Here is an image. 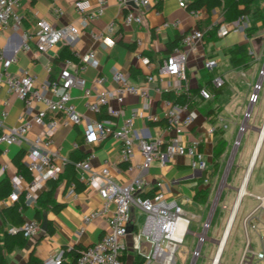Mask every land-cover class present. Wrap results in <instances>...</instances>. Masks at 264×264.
Masks as SVG:
<instances>
[{"label":"crops","instance_id":"crops-1","mask_svg":"<svg viewBox=\"0 0 264 264\" xmlns=\"http://www.w3.org/2000/svg\"><path fill=\"white\" fill-rule=\"evenodd\" d=\"M75 1L76 0H22L19 8V13L24 17L21 26L16 31L9 26L0 34V53L5 54L8 58H14L8 70L13 74H18L21 70L27 69L32 73H36L40 81L51 79L57 77L60 70L65 66V59H58L63 48L68 47L72 56L69 58L73 59H75V51L83 53L93 51L96 54V58L87 66L84 75L95 90L116 88L118 83L113 78V74L116 70L126 73L132 82L148 88L149 95L147 97L127 94L124 99V105L126 112H129L131 109L138 110L139 116L135 121L136 128L140 131L143 130L145 135L149 137L167 135L166 120L162 117L164 101L165 99H171L168 97L167 93L173 92L176 94L188 90L191 95V101L189 102L190 110L195 111L197 116L187 132L183 135V139L185 142H189L192 137L201 139L200 149L203 152L204 159L208 163L209 171L193 168L191 166L192 158L188 155L178 154L166 158L165 161L155 160L150 164L148 170L144 174V194L145 196L153 195L156 191L157 181H163L168 196L174 197L177 202L183 205L190 215H193L190 233L193 237L198 238L197 234L202 231L204 222L210 218L211 212L214 214L218 205V200H215V205L213 206L212 202L210 209H208L207 204L210 200V192L215 183L210 185V181L209 183L204 181L207 173L210 172V177H216L220 170L221 157L219 158L218 170L216 172L214 170L213 148L221 139L227 141L228 148L229 142L226 133L230 127L227 116H234L233 112L239 114L238 110L236 111L230 106V101L228 100V96H230L229 88L224 89L223 85L221 91L215 98L205 99L200 94V87L208 85L207 83L214 75H222L225 78L226 84L229 80L228 74L222 73L216 70V68L223 60L230 62L227 53L229 47L242 43H246L249 51L253 53L256 62H254L251 67L254 66L255 69L253 72L249 73L251 67L243 69L234 68L232 66V71L237 70V75L241 76L249 87H253L252 83L254 82L255 84L259 80V72L264 59V2L261 5L256 4L263 12L261 18L250 17L251 15L247 16V27H252L251 35H249L246 29L242 30L237 27L240 18L229 19L228 16L225 15L222 7H215L211 10L203 8L198 10L199 12L197 15H194L187 7L180 6V0H151L152 3L141 10L144 15L142 24L125 25L123 23V18L127 11V7L120 4L119 0H107L104 12L95 18L86 28H82L78 36L73 39L72 43L62 40L46 51L37 50L35 44L32 42L30 49L26 50L22 48L24 34H34L43 25L56 27L65 26L70 23L80 25L82 16L75 8ZM241 6V4L238 5V7ZM98 7V2L92 0V5L89 10L93 11L98 9ZM177 20H179V23L174 25L173 23ZM165 22H168L169 25H165ZM111 23L115 25V34L107 32V26ZM216 25L218 27H228L229 31L225 35L219 36L217 30L213 31ZM193 28H200L205 31V39L204 42L199 45L197 52L189 54L187 80L182 81V86L177 88L175 84L178 82V79L176 77L160 76L158 74V67L170 52L182 44L184 35ZM102 33L106 36H113L116 43L111 46L105 45L102 40L96 38V35ZM118 33H122V36L117 37L116 35ZM137 39H141L143 42L140 46H138L136 42ZM171 44L173 45L170 47ZM142 56H148L152 64L150 66L146 65L142 60ZM208 58H216L218 61L217 67L213 72H209L204 67V63ZM3 70L4 67L0 65V72ZM150 74L155 75V79L152 81L148 80ZM98 77L105 78L104 83H97L96 79ZM73 95L75 97L77 109L84 114V116L90 119L99 118V113L91 112L85 108L82 92L78 88L73 89ZM215 99L218 100L216 104H211V101ZM171 100L175 102L174 99ZM36 108L44 109L46 106L38 102L36 103ZM3 111H6V115L2 118ZM23 111V101L15 93L9 92L7 86L4 85L0 90V119L3 121V123L0 124V131L4 129V127L21 124L23 122ZM151 114L158 115L159 120H149L148 116ZM53 115V112H49V116ZM57 117L60 118V114H58ZM257 121L258 117L255 119V122ZM83 126L84 122L74 125H60L55 132L52 148L59 149L61 154L68 158L70 157V153L76 149H82L86 151L88 155L93 151L94 156L90 159V167L98 171L109 163L111 177L113 180L123 185L139 174L138 165L143 159L140 153L135 155L132 161L133 166L129 168V164L121 159V142L119 140L107 138L97 143L85 144ZM42 130V125L32 122V126L27 134L28 139H33V137L42 132ZM231 130L232 132L237 130V125H233ZM79 140H82V143H80ZM258 140L257 143H255L248 166L243 174L241 184H236V188H234L237 195L232 210L237 202L240 187L249 172L252 158L255 152H257ZM262 145L263 142L260 145V150ZM30 147L29 141L23 140L19 143L10 145L8 147V152L4 153L0 145V181L5 175L10 176L17 172L16 166L13 163L14 157L21 150H24V162L28 157ZM3 164L8 165V169L5 172L1 171V166ZM254 165L250 169L245 186L246 194L249 195L252 200L243 203L244 194L237 205L235 214V218L240 214L238 223L240 229L234 233L232 240L229 242L233 229L232 220L230 230L224 243L221 245L220 241L224 238L228 224L227 221L221 238L214 240L217 243L214 254L212 255L208 250L203 254V243L200 246L201 256L198 257L195 264H212L216 256H218V264L239 263L245 247L243 242H241L244 228H241L240 223H242L245 214L256 205V203L253 204L255 201L254 199H256L255 195H260V193H256L253 190H247L250 181V173ZM24 175L27 179L31 178L29 171L28 174ZM69 184L67 185L64 180L60 181L55 190V201L62 204L59 211H55L52 206L48 208L39 207L37 203L33 206L20 209L25 221L30 218H37V211L40 210V228L31 238H27L26 245H17L13 251L6 253L9 264H32L30 262L31 258L36 260L38 262L37 264H45V258L55 255L59 250L68 249L69 251L73 246H89L100 240L103 234L109 230L108 223L102 218H97L88 224L84 223L85 215L92 209L100 207L102 204V198L99 192L84 183L83 189L80 191L76 190L75 195L68 197L67 190ZM46 188L47 184L42 191ZM2 200L3 204L0 206V212L4 207L15 204L9 197ZM223 209H227V205H224ZM139 213L145 216L144 211L140 208H132L129 223H131L134 228L126 237L128 248L123 257L124 264H128V261H130V264H133L137 254H140L139 250L134 248L133 245L135 235L142 229ZM258 215L264 219V209H260ZM44 217H46L48 221L46 230L42 229ZM1 225L5 230L13 227L8 223L3 224L0 218V237L3 236ZM263 228L264 221H260L258 229L261 230ZM140 243L143 250H150L151 245L149 242L142 239ZM196 247L197 242L195 246L190 248L188 252L190 260L185 264H190L192 262V252ZM133 252H135V255L131 256ZM125 257L127 258L126 261ZM201 257L203 260L199 262ZM72 261L73 257L71 255L65 256L64 264H71ZM253 264H264V259L255 260Z\"/></svg>","mask_w":264,"mask_h":264},{"label":"built area","instance_id":"built-area-1","mask_svg":"<svg viewBox=\"0 0 264 264\" xmlns=\"http://www.w3.org/2000/svg\"><path fill=\"white\" fill-rule=\"evenodd\" d=\"M98 9L89 10L92 0H76L75 8L81 14L80 25L70 23L65 26H41L34 34H24L22 48L30 49L31 42L35 44L37 50L46 51L58 42L66 40L69 43L78 36L82 28H86L95 18L101 15L106 7L107 0H96ZM189 0H180L182 7L187 6ZM120 4L127 7L123 18L125 25H140L144 21L141 11L148 7L151 0H119ZM22 0H0V34L9 26L15 31L22 24L23 15L19 13ZM197 15L198 10H190ZM247 16H241L238 21L240 29L247 28ZM240 22V24H239ZM179 20L173 24L177 25ZM165 25H169L165 22ZM229 31L228 27L219 26L217 34L225 35ZM107 32L115 34L113 23L107 26ZM121 37L122 33H118ZM105 45H114L116 40L113 36L105 34L96 35ZM205 31L200 28H193L188 31L182 44L170 52L158 67L160 76L176 77L177 88L181 87V82L187 80V63L190 53L197 52L199 45L204 42ZM140 46L143 42L137 39ZM74 58L64 60L65 66L60 70L57 77L40 81L36 73L27 69L21 70L18 74H13L8 70L14 58H8L0 53V65L4 70L0 72V90L6 85L9 92L15 93L24 103L23 122L16 126L4 127L0 131V145L3 152H8V147L23 140L29 141L31 147L28 157L24 163L30 172L31 178L27 179L23 173L15 172L10 175L12 191L9 198L15 203L24 196V206H33L37 203L38 197L49 179H56L64 170V164L69 158L63 156L59 149H53L54 135L60 125H74L84 122L83 135L85 144H93L114 138L121 142V159L132 168V161L137 153L142 155V162L138 165L139 174L131 178L126 184H120L111 177L110 165L107 163L100 170H93L90 167V159L94 156L93 151L89 155L75 163L78 177L85 184L97 190L102 198L100 207L92 209L84 217V223L88 224L97 218L104 219L109 226L103 236L97 242L86 246L77 256L75 264H124L123 257L128 245V224L131 219L133 207L140 208L145 213V222L140 232L135 235L134 248L139 250L145 258L144 264H176V251L182 245L187 235L191 231L193 215H190L182 204L174 197L168 196L165 190V183L157 181L156 191L151 196H145L144 174L150 164L155 160L165 161L166 158L174 155H188L192 158L191 166L202 171L209 169L207 161L204 159L200 149L201 139L192 137L189 142H185L183 135L194 122L197 114L190 110V103H176L171 99H165L163 118L166 120V136L149 137L143 130H138L135 121L139 116L137 109L126 112L124 99L127 94H136L142 97L149 95L148 88L131 81L126 73L116 70L113 74L114 80L118 83L116 88H104L95 90L88 82L84 72L91 64L96 54L93 51L86 53L75 51ZM143 62L150 66L151 59L142 56ZM216 58H208L204 67L209 72H213L217 67ZM155 79L154 74L148 76V80ZM264 80V59L259 72V80L254 84V91L249 98L250 105L258 99V92L261 90ZM105 78L98 77L96 82L104 83ZM213 88H221L225 84L222 75H214L210 78ZM78 88L84 98L86 109L94 113L105 111L108 116L102 119H90L82 114L76 106L73 89ZM200 94L205 99L216 97L215 91L208 85L200 87ZM43 103L46 108H36V103ZM6 103V102H5ZM53 112V116H49ZM60 114V118L57 115ZM251 109L245 113V118H249ZM6 111H3L2 118ZM149 120H159L158 115L151 114ZM32 122L43 126L42 132L33 139H28V132ZM3 121L0 119V124ZM245 127H240V131ZM237 143V141L235 142ZM8 169L7 164L1 166V171ZM209 171V170H208ZM210 172L205 175L204 181L209 183ZM248 175V174H247ZM244 184V182H243ZM240 187V189L243 187ZM76 194V184L71 182L67 190V196ZM246 194V192L244 193ZM239 193L237 202L232 210L229 220L235 218L237 205L244 195ZM259 204L247 213L242 219V225L246 233L247 242L245 244L239 264H253L255 260L264 259V236L260 234L261 248L255 250L249 236V227L259 230L258 225L264 219L258 215L260 209H264V194L255 195ZM3 200L0 199V206ZM23 205L20 209L24 208ZM204 222L203 229L197 234V247L192 252V262L195 264L201 256V245L208 238L207 232L210 227L211 217ZM228 220V222H229ZM40 228V222L36 218L26 220L21 227L26 238H31ZM227 228V227H226ZM16 227H10L9 231H16ZM226 231V230H225ZM141 238V241H140ZM142 239L150 243L149 251L143 250ZM222 241V240H221ZM220 241V243H221ZM64 249L59 250L55 255L45 258V264H64ZM212 264H218L216 256Z\"/></svg>","mask_w":264,"mask_h":264},{"label":"rangeland","instance_id":"rangeland-1","mask_svg":"<svg viewBox=\"0 0 264 264\" xmlns=\"http://www.w3.org/2000/svg\"><path fill=\"white\" fill-rule=\"evenodd\" d=\"M263 2L264 0H256L255 3L261 5L263 4ZM228 17L229 19L232 18L231 15H228ZM250 17H252V15ZM254 69V66L251 67L249 73L253 72ZM216 70L228 74L229 80L226 82V84H224L223 88L230 89V96H228L230 106L233 107L236 111L238 110L239 114L233 112L234 116H227L230 128L227 130L226 137L228 139L229 146L226 152L220 158L221 164L218 175L216 177H210V185H212L213 183H215V185L212 187V190L210 192V200L207 204V207L208 209H210L212 202L214 206L216 202L215 200H218V205L211 219L210 228L207 232V236L209 238L204 242L202 251L204 254L208 250V252L212 255L214 254L217 245L216 241L214 240H218L221 238L222 232L230 217L233 203L236 199L237 194L234 191V188H236V184H241L243 174L245 173V170L248 166L255 143H257L260 131L264 125V80L262 88L258 92L257 101L253 105H250L249 98L251 96V93L254 91V82L252 83L253 87H249L245 80H243L241 76L237 75V70L232 71L233 67L227 60H223L222 62H220ZM216 101L218 100H212L211 104L215 105ZM248 108H251V114L249 118H245V113ZM256 117H258L257 122H255ZM235 124L237 125V130H234L232 132L231 128ZM242 124L245 127V130L240 131V127L242 126ZM236 141L237 143H235ZM247 190H253L256 193H260V195L264 194V141L262 148L257 156L254 168L251 170L250 181L248 183ZM249 200L252 199H250L249 195L245 194L243 203ZM254 200L255 201L253 202V204L256 203V205L247 213H249L258 205L259 200ZM224 205H227V209H223ZM239 216L235 218L232 223L233 229L230 235L229 242L232 240L234 233L238 229H240V226L238 224ZM139 217L142 228L145 222V216L142 213L141 215L139 213ZM240 225L241 228H243L242 223H240ZM260 234L264 236V228L255 231L254 229L249 227V236L255 250L261 248ZM241 238V242H243L245 246L247 237L244 229L243 236ZM197 239L198 238L193 237L191 233L187 235L185 242L180 245L181 247H179L176 251V264H185L186 262H189L190 256L188 255V252L190 248L195 246ZM134 255L135 252H133L131 256ZM126 259L127 258L125 257V261ZM202 260L203 258L201 257L199 262H201ZM128 264H130V261H128Z\"/></svg>","mask_w":264,"mask_h":264},{"label":"trees","instance_id":"trees-1","mask_svg":"<svg viewBox=\"0 0 264 264\" xmlns=\"http://www.w3.org/2000/svg\"><path fill=\"white\" fill-rule=\"evenodd\" d=\"M256 0H189L187 2V8L189 10L196 9L201 10L206 8L211 10L215 7H222L226 16L231 15L232 18H237L241 16L252 15L254 18H261L263 16V12L259 7L256 6ZM241 4V7L238 5ZM255 6V7H254ZM229 18V17H228ZM231 18V19H232ZM218 26L216 25L213 28L217 30ZM252 27H247L249 35H251ZM173 44L170 45V47ZM227 53L229 55V60L231 65L234 68H250L254 62H256L253 53L249 51L248 45L246 43L236 44L227 49ZM72 57L70 50L68 47L63 48L60 52V56L58 59H66ZM208 86L215 91V94H219L221 88H213L211 86V82L209 81ZM168 97L174 99L177 103H186L191 101V95L188 90H184L180 93L174 94L173 92L167 93ZM108 116L105 111L99 113V119ZM82 143V140H79ZM227 148V141L225 139H221L213 148V166L215 172L219 168V158L225 152ZM25 152L21 150L13 159V163L16 166L18 173L28 174V170L26 168L25 163L23 162V156ZM1 155V149H0ZM88 156V153L82 149H76L70 153L69 161L64 164V170L60 174V176L56 179H49L47 181V188L40 192L37 205L39 207L48 208L50 206L53 207L55 211H59L62 204L55 201L54 194L57 189L60 181H65L68 185L71 182H75L76 190L80 191L84 188V183L79 180L77 177V168L75 163L85 159ZM12 191L11 180L9 175H5L0 181V198L4 199L9 197ZM24 206V196L20 197V201L15 202V204L4 207L0 212V218L4 223L10 224V226L16 227V231H9V229L5 230L1 225V231L3 232V236L0 237V264H9L6 253L13 251V249L19 245L24 246L27 243V238L24 236L21 227L23 226L25 219L23 218L20 206ZM26 208V206H24ZM41 211H37V218L40 219ZM82 246H73L69 251L68 249H64V257L66 255H71L73 257V261L71 264L75 263V260L78 254L84 249ZM32 264H37L38 262L33 258L30 259ZM145 258L141 254H137L134 259L133 264H144Z\"/></svg>","mask_w":264,"mask_h":264},{"label":"bare ground","instance_id":"bare-ground-1","mask_svg":"<svg viewBox=\"0 0 264 264\" xmlns=\"http://www.w3.org/2000/svg\"><path fill=\"white\" fill-rule=\"evenodd\" d=\"M263 140H264V125H263V128H262L261 131H260L257 150H258V148H259V150H260V145H261V143L263 142ZM257 150H256V151H257ZM257 152H259V151H257ZM257 152H255V154H254V156H253V158H252V162L250 163V167H249L250 169H251V167H252V166L254 165V163H255V159H256L257 154H258ZM250 169H249V172H250ZM249 172H248V175H249ZM248 175H246V178H245V180H244L243 187L240 189L241 195L244 194V193L246 192V187H245V186H246V182H247V179H248ZM233 216H234V215H233ZM233 216H232L231 220H229V222H228V224H227V228H226V231H225L224 238H223V240L221 241V245L224 243L225 238H226V236H227V234H228V232H229V230H230Z\"/></svg>","mask_w":264,"mask_h":264},{"label":"water","instance_id":"water-1","mask_svg":"<svg viewBox=\"0 0 264 264\" xmlns=\"http://www.w3.org/2000/svg\"><path fill=\"white\" fill-rule=\"evenodd\" d=\"M249 109H251V108H249ZM257 151H259V148H258V150ZM258 153V152H257ZM199 171V170H198ZM47 224H48V221H47V218L46 217H44L43 218V221H42V229H44V230H46L47 229ZM133 226H132V224L131 223H129L128 224V232H132L133 231ZM22 230V229H21Z\"/></svg>","mask_w":264,"mask_h":264}]
</instances>
